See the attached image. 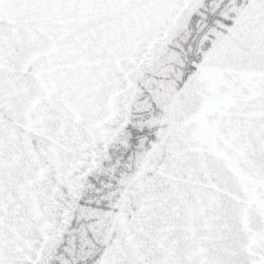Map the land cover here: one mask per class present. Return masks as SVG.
Masks as SVG:
<instances>
[{"label":"snow or ice","instance_id":"6c2138e0","mask_svg":"<svg viewBox=\"0 0 264 264\" xmlns=\"http://www.w3.org/2000/svg\"><path fill=\"white\" fill-rule=\"evenodd\" d=\"M0 264H264V0H0Z\"/></svg>","mask_w":264,"mask_h":264}]
</instances>
